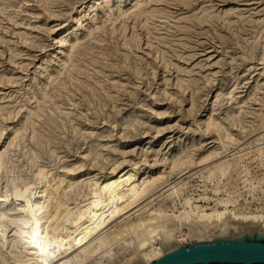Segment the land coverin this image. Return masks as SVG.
Wrapping results in <instances>:
<instances>
[{"label":"rangeland","instance_id":"374dc122","mask_svg":"<svg viewBox=\"0 0 264 264\" xmlns=\"http://www.w3.org/2000/svg\"><path fill=\"white\" fill-rule=\"evenodd\" d=\"M263 114L264 0H0V264L21 252L13 183L40 166L101 179L146 159L156 176L154 160L192 156L171 178L187 182L182 194L210 207L240 195L263 212ZM219 122L236 140L226 152ZM248 151L226 176L205 173Z\"/></svg>","mask_w":264,"mask_h":264},{"label":"bare ground","instance_id":"6f19581e","mask_svg":"<svg viewBox=\"0 0 264 264\" xmlns=\"http://www.w3.org/2000/svg\"><path fill=\"white\" fill-rule=\"evenodd\" d=\"M138 5L133 7L137 8ZM139 12L140 9L134 13V17L140 15ZM53 41L62 45L70 42L62 41L58 36ZM70 45L73 48L74 44ZM260 118L263 126L264 114ZM225 127L221 122L213 125L218 140L225 144L221 148L224 152L234 147L229 144L236 141L232 128ZM256 146L254 150L258 158L264 161V145ZM249 153L218 162L207 168L205 173L214 175L218 172L224 177ZM218 154L210 151L200 160L198 158V163L210 161ZM191 157L154 160V163H163V169L156 176L144 172L146 159L129 163V167L120 172L115 170L117 168L111 169L110 175L101 179L92 177L80 180L73 172V175L67 171L54 174L45 167L36 168L30 180L13 183L11 194L18 202L19 226L17 236L12 241L19 245L21 252L11 253V258L2 263L149 264L165 253L190 245L192 240H210L226 226L264 232V211L253 212L238 204L240 195L227 194L226 197L215 198L214 207H210L212 198L205 194L197 198L192 194H182L187 182L182 179L171 182V178L180 176L194 164L195 160ZM152 166L153 163L149 164L150 168ZM242 171L246 173L245 168ZM252 190L255 191L254 188ZM213 192L216 197L220 191L216 188ZM157 199H171V206L159 202L152 208ZM117 217L124 218L109 226ZM36 244L40 247H36ZM121 251L126 254L122 252L119 256Z\"/></svg>","mask_w":264,"mask_h":264},{"label":"water","instance_id":"95a60500","mask_svg":"<svg viewBox=\"0 0 264 264\" xmlns=\"http://www.w3.org/2000/svg\"><path fill=\"white\" fill-rule=\"evenodd\" d=\"M149 264H264V232L226 226L210 240H192Z\"/></svg>","mask_w":264,"mask_h":264},{"label":"snow or ice","instance_id":"6c2138e0","mask_svg":"<svg viewBox=\"0 0 264 264\" xmlns=\"http://www.w3.org/2000/svg\"><path fill=\"white\" fill-rule=\"evenodd\" d=\"M35 246H36V247H40V245H39V244H36Z\"/></svg>","mask_w":264,"mask_h":264}]
</instances>
